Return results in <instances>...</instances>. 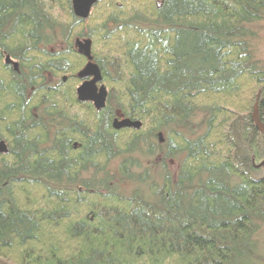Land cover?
Here are the masks:
<instances>
[{
    "label": "trees",
    "instance_id": "16d2710c",
    "mask_svg": "<svg viewBox=\"0 0 264 264\" xmlns=\"http://www.w3.org/2000/svg\"><path fill=\"white\" fill-rule=\"evenodd\" d=\"M97 13L98 28L77 29ZM88 19L72 0H0V61H19L0 70V261L256 264L264 0H99ZM77 35L111 84L102 110L57 77L87 62ZM119 116L142 126L118 130Z\"/></svg>",
    "mask_w": 264,
    "mask_h": 264
},
{
    "label": "water",
    "instance_id": "95a60500",
    "mask_svg": "<svg viewBox=\"0 0 264 264\" xmlns=\"http://www.w3.org/2000/svg\"><path fill=\"white\" fill-rule=\"evenodd\" d=\"M99 0H72V9L76 17L81 20L89 18L92 8ZM93 40L89 37L75 39V47L81 55L88 59L85 67L77 73L82 83L77 87V99L80 102L92 103L97 110H102L107 105L108 90L103 84L104 77L101 67L93 60L92 56ZM6 63L13 64L15 69L18 70L19 64L14 61L9 55L6 57ZM253 116L258 128L264 133V124L259 120L257 115V108L254 107ZM114 128L120 130L123 128L140 129L142 126L141 121L133 120L131 118H118L113 121ZM160 140L164 141L163 134L160 133ZM9 152L8 145L4 139L0 140V153L7 154ZM0 264H3L0 261Z\"/></svg>",
    "mask_w": 264,
    "mask_h": 264
},
{
    "label": "rangeland",
    "instance_id": "374dc122",
    "mask_svg": "<svg viewBox=\"0 0 264 264\" xmlns=\"http://www.w3.org/2000/svg\"><path fill=\"white\" fill-rule=\"evenodd\" d=\"M101 15L99 13H97L96 15L92 16L90 19H88L85 23H82L80 24L77 29L79 31H81V29H84V30H90V29H94V28H98L96 25L100 23V21L102 20L101 19ZM253 28L254 30L258 33L257 36L254 38V40H252V42L254 43V49H255V55H256V58L262 63V65L264 66V20H261L260 22H257L256 24L253 25ZM77 37H80L81 39L83 38H86V37H81V36H76L75 39ZM75 39H74V45H75ZM94 52L97 51V50H102V46H100L99 44L98 45H94ZM15 61V60H14ZM88 61V60H87ZM18 62V61H16ZM86 61L82 60V62H80V60H77V62L74 63V69H72V71L70 72H60L57 74V77L60 78H64L65 82H69V83H73V87H78L82 81H73L72 80V77L75 76V72L78 71L80 72L86 65ZM19 64V62H18ZM2 65V66H1ZM5 65V60L2 59L0 61V70L2 71V76H6L7 73L5 71V68L3 67ZM103 84L106 86L108 92L110 90V87H111V84H109L108 82H105L103 81ZM203 101L205 102V100H207L206 98H202ZM2 106V105H1ZM0 106V107H1ZM202 114H199L196 119H195V128L198 129V131L202 132L204 131V126H201V129H200V126H199V123L201 121V116ZM118 118L122 119V118H125L123 116H119ZM129 133V132H127ZM163 134V137H167L166 133H162ZM126 136L128 134H125ZM166 141V140H165ZM164 141V142H165ZM7 142H9V139L7 140ZM6 142V143H7ZM136 158L137 155L135 156ZM140 162H141V165L142 167L140 168H133L135 169L134 171H141L143 170L145 167L147 168L148 165L151 164V162H157V164L160 162V156H157V157H151L150 159H146V157H140ZM180 160V159H179ZM179 160L178 158H172L170 159L167 163H168V167L170 168V170L172 172H175L176 169L178 168V163H179ZM119 160L117 159L115 161V163H118ZM152 165V164H151ZM154 169H152V172L156 173L157 172V169L156 167H153ZM132 184L128 183L127 185V188H131ZM257 238V243H258V253H259V261L256 263V264H264V226L261 228V230L259 231V233L257 234L256 236Z\"/></svg>",
    "mask_w": 264,
    "mask_h": 264
},
{
    "label": "flooded vegetation",
    "instance_id": "af4514ba",
    "mask_svg": "<svg viewBox=\"0 0 264 264\" xmlns=\"http://www.w3.org/2000/svg\"><path fill=\"white\" fill-rule=\"evenodd\" d=\"M7 56V55H6ZM13 59V58H12ZM4 60H5V63H6V57L4 58ZM13 60H15V61H18V60H16V59H13ZM19 62V61H18ZM6 64H9V63H6ZM9 65H12L13 67H14V65L13 64H9ZM14 69H15V67H14ZM16 70V69H15ZM18 70H19V68H18Z\"/></svg>",
    "mask_w": 264,
    "mask_h": 264
}]
</instances>
